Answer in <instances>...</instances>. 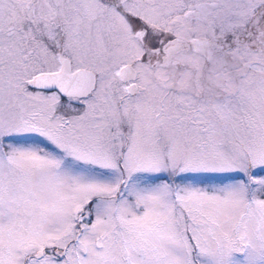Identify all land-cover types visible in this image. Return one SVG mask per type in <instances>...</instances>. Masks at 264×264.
I'll list each match as a JSON object with an SVG mask.
<instances>
[{
	"label": "snow or ice",
	"instance_id": "1",
	"mask_svg": "<svg viewBox=\"0 0 264 264\" xmlns=\"http://www.w3.org/2000/svg\"><path fill=\"white\" fill-rule=\"evenodd\" d=\"M0 264H264V0H0Z\"/></svg>",
	"mask_w": 264,
	"mask_h": 264
}]
</instances>
